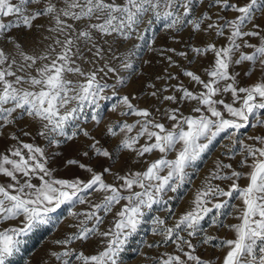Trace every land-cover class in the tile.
Listing matches in <instances>:
<instances>
[{"label":"snow or ice","instance_id":"obj_1","mask_svg":"<svg viewBox=\"0 0 264 264\" xmlns=\"http://www.w3.org/2000/svg\"><path fill=\"white\" fill-rule=\"evenodd\" d=\"M197 2L200 0H0V129L27 118L39 126L36 134L50 145L60 143L57 137L73 140L82 135L89 141L82 153L85 157L94 154L112 160L117 154L128 152L142 159L146 154L159 153L142 170L129 169L124 174L113 172L111 166L98 172L69 159L68 165H78L88 177L57 179L46 166L43 148L12 135L10 138L19 146L7 149L9 154L0 153V175L14 182L0 185V222L17 218L19 222L0 230V264H6L18 250L19 237L38 224L48 223L50 214L65 204H88V208L70 213L78 218L77 224L69 225L75 231L54 241L61 250L49 255L59 264H73V256L77 264H119L120 254L137 231L145 210L166 205V193H176L191 183L189 169H194L216 137L228 132L234 146L230 151L239 144V167L248 171L232 169L231 164L217 160L193 192L189 210L171 226L160 217L154 218L153 234L161 241L148 247L160 243L175 246L177 254H165L155 264H212L211 260L194 255L195 244L182 235L193 238L203 232L200 243L227 249L222 264H264V134L249 137L253 144L236 139L240 130L249 126L250 117H257L252 127H264V119L258 116L264 110V23H256L264 18V0H206L201 2L202 11L188 19ZM224 11L233 13L231 18L221 15ZM153 17L170 21L166 24L169 29L178 31L187 23L192 30L206 33L208 42L192 51L197 56L211 53L213 57L204 69L207 79L194 71H183L202 90L193 92L180 85L176 87L181 93L179 99L175 95L163 96V101L173 103L196 102L191 111L197 115L185 116L178 108L166 110L163 115L172 122L170 127L155 120L148 108L133 104L135 97L119 95L125 79L113 63L120 60L124 69L132 67L126 62L127 56L121 60L118 47L134 36L142 40L139 26L150 25ZM38 20L45 23L37 24ZM22 31L39 34L30 49L20 42L18 33ZM217 37L226 43L218 46ZM178 55L186 56L184 52ZM167 59L174 63L171 57ZM245 64L248 67L243 68V75L258 74L259 78L250 85L239 86L241 73L235 68ZM111 75L115 76L114 83H109ZM106 89L119 97L111 111L115 112L119 105L122 117L137 118L133 123L118 120L101 129L102 136L116 138L111 150L81 127V121L89 118L86 109L90 110L92 121L101 123L100 101L111 99L104 94ZM158 91L150 95L157 97ZM226 93H230L231 103L217 98ZM170 152L174 158H168ZM105 173L112 175L111 183L105 180ZM34 177L39 184L32 182ZM242 178L247 181L243 187L237 183ZM214 181L231 183L221 187ZM94 194L99 202L89 200ZM232 199L239 200L240 205L230 204ZM117 205L112 226L99 230L104 215L112 213ZM228 208L233 212L223 211ZM233 214L238 223H223L221 217ZM209 217L211 227L226 228L234 233V238L208 235L202 222ZM93 237L101 238L103 244L95 254L74 253L69 248L73 242H87Z\"/></svg>","mask_w":264,"mask_h":264},{"label":"rangeland","instance_id":"obj_2","mask_svg":"<svg viewBox=\"0 0 264 264\" xmlns=\"http://www.w3.org/2000/svg\"><path fill=\"white\" fill-rule=\"evenodd\" d=\"M201 2L206 0H200L193 6V15L188 19H194L195 14L202 11ZM215 13V9H212ZM226 17L231 18L233 13L230 11H224L221 13ZM215 18V16H213ZM37 24L45 23L43 20H38ZM170 21H165L163 18L156 20L152 18L150 25L142 24L139 26V32L143 35L142 40H136L135 36L132 40L126 41L118 47V55L121 60L127 56V61L131 63L130 69H124L121 66L120 60L114 61V66L118 69V74L125 79L124 85L119 90V95H129L133 104L140 108H148L152 112V116L155 120L164 123L167 127L171 126V121H168L164 117L163 113L171 108H178L180 113L187 115H197L191 111L192 107L196 106L195 101H180L173 103L170 101H163L164 95H175L179 99L180 92L176 91V87L183 85L189 91L198 92L202 90V86L192 82L188 77L183 75L184 70L194 71L196 74L201 75L202 79H207L204 75V69L209 66L213 57L211 53L204 56H197L193 51V47H202L208 42L209 37L206 33L192 30L191 25L185 23L180 30L166 28V24ZM256 23H264V18L258 19ZM20 42L26 49L32 47L33 41L38 40L39 34L35 31L32 32H20ZM218 46H223L226 41L222 37H217ZM252 43H256L253 39ZM134 47L133 45H137ZM168 49H175L174 52L168 51ZM245 51H247L245 49ZM184 52L186 56H180L178 53ZM167 57H171L174 63L170 64ZM248 65L236 66L235 70L240 72L241 75L238 78L239 86H247L256 81L259 77L258 74H252L250 76L243 75V68H247ZM175 77L169 79V77ZM115 82V76L109 77V83ZM155 85L154 88H149L148 85ZM167 89V91H164ZM158 91L157 97L150 95L152 91ZM105 95L110 96L111 99L100 101L102 120L99 125L90 119L91 112L86 109L88 114V120L86 122L81 121V127L89 130L93 136L100 141V143L109 150L116 144V138L106 137L101 135V129L110 123L117 122L118 120L123 122L127 120L128 123H133L137 119L136 117H122L120 115V107L117 106L115 112L111 111L112 105L118 102V96H112V90L106 89ZM217 98L223 99L227 103L232 102L230 93L222 94ZM234 106H238L234 105ZM222 109V105L219 106ZM159 109V111H157ZM227 115V114H225ZM259 118L264 119V110H260L258 114ZM257 117H250V124L244 129H241L236 137L237 140L243 141L245 144H253L254 141L249 137L254 135L264 134V127H252L251 125L256 122ZM38 125L31 122L27 118L17 121L12 126L0 129V153L9 154L6 152L9 148H15L18 145L16 140H12L10 137L15 135L19 141L24 143H33L45 150L47 157V167L52 169V174L57 179H86L88 173L83 169H80L78 165H68L67 160L75 159L80 163H84L93 167L96 171H101L102 167H112L113 172H124L129 169L133 171L142 170L143 167L151 160L158 158L159 153L146 154L142 159L136 158L133 154L123 152L117 154L112 160L107 158H97L94 154H90L88 157L82 155L84 146L89 141L82 135H78L73 140H67L63 137H57L60 141L59 144L50 145L48 141L38 136ZM71 134V129L67 130ZM29 132L30 135L25 136L23 133ZM135 133V129L133 134ZM233 137L228 133H221L215 140L209 145L207 151L202 155V159L196 163L194 169H189L190 175H192V182L186 184L180 191L176 193L168 192L165 194L164 199L167 200L166 205H153L151 209L145 210L144 216L141 218V223L138 225L137 231L128 238V242L124 246V250L120 254L119 264H155L158 258L165 257V254H177L175 246L171 243L163 244L159 246L148 247L149 244L156 245L158 241H161V237L153 234V220L156 217H160L166 221L168 226H171L176 219L189 210L192 200L193 192L199 187L202 179L208 174V172L214 168L217 160L223 161L226 164H231L232 169L247 172V168H240L239 161L242 158L239 144L235 145V150L232 144ZM144 138H141L143 143ZM26 152V150H24ZM168 158H174V153H168ZM230 172V170H224ZM194 173V174H193ZM18 178H21L18 176ZM104 178L108 182H112V175L105 173ZM23 179V178H21ZM33 183L39 184V180L35 177L32 180ZM8 183H14L8 177L0 175V185H7ZM221 187H226L231 181L219 182ZM237 183L243 187L247 181L240 179ZM89 200L93 202H99V197L95 194L89 197ZM240 201L232 199L230 204L240 205ZM88 208V204H77L74 207L71 204L62 205L54 213L50 214L51 219L48 223L38 224L30 232L26 233L23 237H19L21 243L17 246L18 250L6 260V264H59L53 257L49 255L51 251H60V247L53 242L58 239H63L67 234L75 231L74 225L78 223V218L74 217L70 213H79ZM119 209V205L114 207L112 213L104 215L103 224L99 225V230L105 231L112 226L114 220V213ZM167 209H170L169 213ZM215 211V210H214ZM225 213L233 212V209L228 208L223 210ZM103 215V213H100ZM210 217L206 218L202 222V228L208 235L219 237L223 239H233L234 233L226 228L211 227ZM221 220L225 224H235L239 221L233 215H224ZM19 218L15 221H2L0 222V230L5 227L17 226ZM91 227V223L88 225ZM205 233H201L197 237L188 238L186 233H182L186 239H191L195 244L194 255L199 256L203 260H211L212 264H222L223 256L227 249H218L212 245H204L200 243L201 237ZM99 237H93L87 242H73L69 245V248L74 253L83 252L85 255H92L103 248V244L100 243ZM215 243V241L213 242ZM185 250L192 251L191 249ZM186 259V258H185ZM73 264H77L74 256L72 257ZM188 264H195L194 261L188 262Z\"/></svg>","mask_w":264,"mask_h":264}]
</instances>
